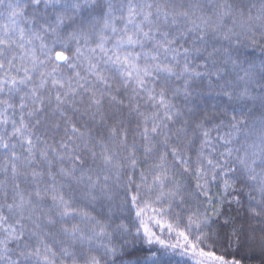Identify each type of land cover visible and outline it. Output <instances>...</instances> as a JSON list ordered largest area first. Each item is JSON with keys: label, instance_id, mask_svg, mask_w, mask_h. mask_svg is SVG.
Listing matches in <instances>:
<instances>
[{"label": "snow or ice", "instance_id": "snow-or-ice-1", "mask_svg": "<svg viewBox=\"0 0 264 264\" xmlns=\"http://www.w3.org/2000/svg\"><path fill=\"white\" fill-rule=\"evenodd\" d=\"M256 46L264 53V0H0V264L195 255L220 238V208L200 210L215 205L217 180L264 217V56L246 55ZM204 88L227 97L223 113L259 117L233 116L226 138L212 137L214 117L186 106ZM149 207L183 226L182 245L156 238ZM259 249L264 264V236Z\"/></svg>", "mask_w": 264, "mask_h": 264}, {"label": "trees", "instance_id": "trees-1", "mask_svg": "<svg viewBox=\"0 0 264 264\" xmlns=\"http://www.w3.org/2000/svg\"><path fill=\"white\" fill-rule=\"evenodd\" d=\"M249 2L259 3V0H249ZM30 11V10H29ZM245 11H247V7H245ZM61 49L57 48L55 51H60ZM55 51L52 53L53 58L55 57ZM70 52H65V55H70ZM246 55L250 58H254L259 64V60L264 53L261 52L260 46H256L254 48H249L246 51ZM67 75H71L73 70L64 68L62 69ZM83 74V73H82ZM202 95L193 97L189 102H187V107H197L204 112H207L209 115L213 116L214 119L207 125L212 129V137L225 136L229 131L230 122L233 119V116L237 120L247 119L248 123L251 125L253 119L259 117V112H254L251 117H242L239 113H234L231 108L227 110L226 113H223L222 110L227 103V97L223 95H218L219 89H213L211 92L207 88L201 90ZM173 103L185 105V101L182 97L175 98ZM87 119V117H84ZM223 119V124L217 130V125L220 124V120ZM254 138V137H253ZM251 142V140L249 141ZM220 151H224L223 147H220ZM193 186L195 185V179L191 180ZM219 185V187L217 186ZM210 194L215 201V205L209 206L207 203L203 204L200 208L203 211L205 208L208 209V213H212L213 207L220 208V211L223 215L218 217L219 224L222 226L220 228V238L215 245L210 244L208 241H205L203 245H200L196 248V252L201 251H213L214 255H224L228 261H236L237 264H262V256L259 249V241L264 233L260 232V228L262 224L261 220H264V217H258L256 219H252L248 214V201L246 196L236 197L233 192L232 195H229V192H232L231 189L228 191L224 190L223 180H217L215 183L209 185ZM246 192L247 189H244ZM132 192L129 194L134 195ZM204 199L203 197L201 198ZM240 199L241 204H236L235 200ZM232 201V203H229ZM222 204V206H221ZM135 210H133L134 215ZM191 214V213H189ZM150 217H153L154 220H160V225H156L153 221H150ZM228 218L230 221H234L235 223H229L227 225L224 224L225 219ZM143 221L148 224V227L156 234V238H159L164 241L165 244H183L182 239L177 235L179 231L184 230L182 225H178V222L173 219L170 215L160 216L152 211V208L149 207L145 215L142 217ZM138 223V222H137ZM169 225H171V231L169 230ZM241 225L244 226L246 230V234L248 236L253 235V230L256 240L251 244L250 240H245L243 243L240 242V239L237 235L234 234L233 229L239 228ZM189 239L192 242L194 241V237L190 236ZM14 246V245H10ZM254 246V247H253ZM160 245H155V248H159ZM192 249L190 247L184 248L180 247L175 250L169 249L171 264H206L202 260H196L190 254ZM184 254L181 255L180 253ZM134 255L143 259L144 257L149 255L148 246L140 247L136 246L134 249Z\"/></svg>", "mask_w": 264, "mask_h": 264}, {"label": "rangeland", "instance_id": "rangeland-1", "mask_svg": "<svg viewBox=\"0 0 264 264\" xmlns=\"http://www.w3.org/2000/svg\"><path fill=\"white\" fill-rule=\"evenodd\" d=\"M250 242H251V244L252 243H254V241H251L250 240ZM254 247V246H253ZM259 247V246H258ZM197 254H193V250H191L190 251V254L192 255V257L194 258V259H196V260H202L203 262H205L206 264H214V262L210 259V258H208V257H201L198 253L199 252H196Z\"/></svg>", "mask_w": 264, "mask_h": 264}]
</instances>
